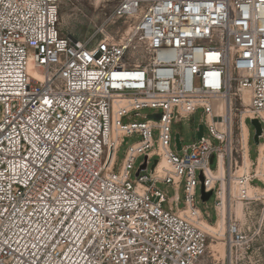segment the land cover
Returning <instances> with one entry per match:
<instances>
[{
  "label": "built area",
  "instance_id": "built-area-1",
  "mask_svg": "<svg viewBox=\"0 0 264 264\" xmlns=\"http://www.w3.org/2000/svg\"><path fill=\"white\" fill-rule=\"evenodd\" d=\"M59 1L0 0V264H264V182L231 173L246 121L264 139V0H120L128 30L83 40ZM143 109L159 119L123 122Z\"/></svg>",
  "mask_w": 264,
  "mask_h": 264
},
{
  "label": "rangeland",
  "instance_id": "rangeland-1",
  "mask_svg": "<svg viewBox=\"0 0 264 264\" xmlns=\"http://www.w3.org/2000/svg\"><path fill=\"white\" fill-rule=\"evenodd\" d=\"M120 0H60L59 1V28L64 34H70L78 39H88L94 36L100 35V30L105 29L107 32L120 37L124 34L125 31L128 30L129 20L126 21H118L114 22L110 19V14L112 9L118 4ZM105 17V18H104ZM220 102H212L213 112L216 113L218 111V107ZM153 112L147 109H143L138 112H134L129 115L128 119H124L123 122H135L141 123L148 119ZM144 116V117H143ZM203 117L202 112L198 111L194 116L191 117L189 121L181 122L179 124H173L171 127V133L173 135V139L176 135L179 136L180 142L182 146H189L198 141L197 132L199 130L200 125H202ZM246 126L249 130V157L252 160L250 165L256 159L257 150L260 144L264 143V139L259 140V145L253 141V128L251 126L250 121H246ZM158 132H153L154 139H157ZM139 138L134 136L129 139L126 145H122L117 153V161L121 162L124 157L125 149L128 145L135 143ZM143 159L140 158L135 162V167L139 165V163ZM154 158L151 162L155 161ZM239 160V159H238ZM242 164L238 162L237 168H232V172L238 171ZM249 172H256L255 165L250 167ZM211 168H215V163L211 165ZM245 172H242L243 174ZM240 175L236 173L235 176ZM132 179H134V175L132 174ZM259 185L258 183H254ZM234 186V185H233ZM162 190H167V196L172 197L174 192L172 189L166 188L165 186H159ZM180 194L182 192V186L179 190ZM182 199V195H180V200ZM197 207L203 215H208L212 220L215 217L213 210V196H211L206 204H204L200 200V188L197 190ZM164 209H167V205H163ZM206 223V222H205ZM207 224V223H206ZM209 227H213L209 225ZM264 231V229H263Z\"/></svg>",
  "mask_w": 264,
  "mask_h": 264
},
{
  "label": "bare ground",
  "instance_id": "bare-ground-1",
  "mask_svg": "<svg viewBox=\"0 0 264 264\" xmlns=\"http://www.w3.org/2000/svg\"><path fill=\"white\" fill-rule=\"evenodd\" d=\"M105 18V17H104ZM244 99H245V103H248V98H247V94L244 93ZM242 137L245 141V151H244V154H243V163L242 165L240 166L239 170L237 173L241 174L242 172H249V165H250V160L248 158V155H247V151H246V141L248 139V131L246 129V127L243 126V129H242ZM258 151H259V154L257 156V161H256V172H255V175L256 177L260 178L263 182H264V143L260 144V146L258 147ZM225 175L224 173V170L223 168L221 167L219 169V171L217 172L216 176L218 178H223V176ZM235 191V187H232V192ZM237 215L240 216L241 215V211H240V208H237V211H236ZM202 226L211 231V232H217L219 233L220 236H222V233H223V229H224V226H223V220L222 219H219L217 224L213 227H209L208 224H206L204 221H202ZM219 249V252L221 254H223V250H222V247L221 245H219L218 247Z\"/></svg>",
  "mask_w": 264,
  "mask_h": 264
},
{
  "label": "water",
  "instance_id": "water-1",
  "mask_svg": "<svg viewBox=\"0 0 264 264\" xmlns=\"http://www.w3.org/2000/svg\"><path fill=\"white\" fill-rule=\"evenodd\" d=\"M150 118L154 119V120H158L159 119V115H153V116H149ZM251 123V126L253 128L254 134H253V141L256 144V146L259 145V140L262 134V128L260 123L257 120H249ZM201 126L199 127V132L197 133V137L198 139L201 137ZM213 163V157L210 159V164ZM154 165L156 164V161H154L153 163ZM145 168V166H142L141 170H143ZM201 179V177H200ZM201 195H202V201L206 202L212 195L211 192L208 193H204L203 192V188L201 189Z\"/></svg>",
  "mask_w": 264,
  "mask_h": 264
}]
</instances>
